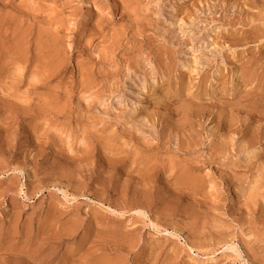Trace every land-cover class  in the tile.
<instances>
[{"label":"rangeland","instance_id":"1","mask_svg":"<svg viewBox=\"0 0 264 264\" xmlns=\"http://www.w3.org/2000/svg\"><path fill=\"white\" fill-rule=\"evenodd\" d=\"M0 264H264V0H0Z\"/></svg>","mask_w":264,"mask_h":264}]
</instances>
